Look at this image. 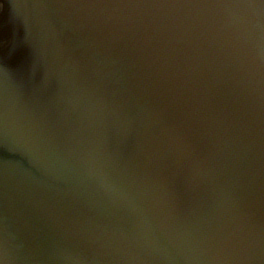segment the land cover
Masks as SVG:
<instances>
[{
  "label": "water",
  "instance_id": "95a60500",
  "mask_svg": "<svg viewBox=\"0 0 264 264\" xmlns=\"http://www.w3.org/2000/svg\"><path fill=\"white\" fill-rule=\"evenodd\" d=\"M0 264H264V0H0Z\"/></svg>",
  "mask_w": 264,
  "mask_h": 264
}]
</instances>
